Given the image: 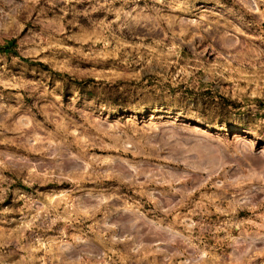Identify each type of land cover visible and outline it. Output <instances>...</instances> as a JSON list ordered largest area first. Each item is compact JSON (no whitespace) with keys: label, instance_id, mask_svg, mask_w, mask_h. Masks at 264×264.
<instances>
[{"label":"rangeland","instance_id":"obj_1","mask_svg":"<svg viewBox=\"0 0 264 264\" xmlns=\"http://www.w3.org/2000/svg\"><path fill=\"white\" fill-rule=\"evenodd\" d=\"M0 264H264V0H0Z\"/></svg>","mask_w":264,"mask_h":264}]
</instances>
